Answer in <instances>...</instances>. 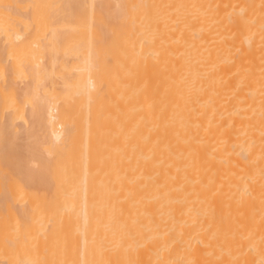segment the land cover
I'll use <instances>...</instances> for the list:
<instances>
[{"label":"bare ground","instance_id":"obj_1","mask_svg":"<svg viewBox=\"0 0 264 264\" xmlns=\"http://www.w3.org/2000/svg\"><path fill=\"white\" fill-rule=\"evenodd\" d=\"M0 264H264V0H0Z\"/></svg>","mask_w":264,"mask_h":264}]
</instances>
